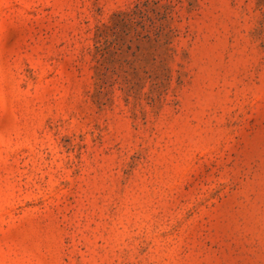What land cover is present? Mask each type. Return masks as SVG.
Instances as JSON below:
<instances>
[{"label":"rangeland","instance_id":"rangeland-1","mask_svg":"<svg viewBox=\"0 0 264 264\" xmlns=\"http://www.w3.org/2000/svg\"><path fill=\"white\" fill-rule=\"evenodd\" d=\"M0 264H264V0H0Z\"/></svg>","mask_w":264,"mask_h":264}]
</instances>
